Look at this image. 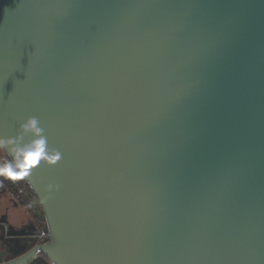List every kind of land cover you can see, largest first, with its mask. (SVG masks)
<instances>
[{
	"label": "water",
	"instance_id": "obj_1",
	"mask_svg": "<svg viewBox=\"0 0 264 264\" xmlns=\"http://www.w3.org/2000/svg\"><path fill=\"white\" fill-rule=\"evenodd\" d=\"M0 148L48 234L0 264H264V0H0Z\"/></svg>",
	"mask_w": 264,
	"mask_h": 264
},
{
	"label": "flooded vegetation",
	"instance_id": "obj_2",
	"mask_svg": "<svg viewBox=\"0 0 264 264\" xmlns=\"http://www.w3.org/2000/svg\"><path fill=\"white\" fill-rule=\"evenodd\" d=\"M4 168L12 171L17 167L4 150L0 149V170ZM36 202L34 199V210L22 207L0 178V262L17 257L46 241L43 240V212ZM30 264L49 263L37 253Z\"/></svg>",
	"mask_w": 264,
	"mask_h": 264
},
{
	"label": "trees",
	"instance_id": "obj_3",
	"mask_svg": "<svg viewBox=\"0 0 264 264\" xmlns=\"http://www.w3.org/2000/svg\"><path fill=\"white\" fill-rule=\"evenodd\" d=\"M1 149V148H0ZM2 183L7 189L13 194V197L20 205L27 207V209L34 210V199L37 201L32 189L29 187L28 183L24 178L12 180L6 178L4 175L0 176ZM37 203V202H36ZM37 207H40L37 205ZM42 226H43V240L47 239V227L45 224L44 217L42 216Z\"/></svg>",
	"mask_w": 264,
	"mask_h": 264
},
{
	"label": "clouds",
	"instance_id": "obj_4",
	"mask_svg": "<svg viewBox=\"0 0 264 264\" xmlns=\"http://www.w3.org/2000/svg\"><path fill=\"white\" fill-rule=\"evenodd\" d=\"M35 122L29 121L28 127L32 128L34 127ZM34 159V157H29L25 163L19 167L14 168L12 171H9L7 168H4L3 170H0V175H4L6 178L16 180V179H22L24 176L28 174V169L31 166V161Z\"/></svg>",
	"mask_w": 264,
	"mask_h": 264
}]
</instances>
